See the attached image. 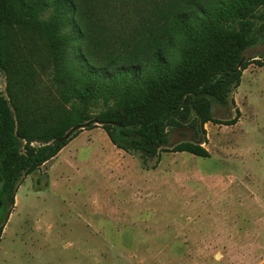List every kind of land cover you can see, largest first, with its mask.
<instances>
[{
	"label": "trees",
	"instance_id": "obj_1",
	"mask_svg": "<svg viewBox=\"0 0 264 264\" xmlns=\"http://www.w3.org/2000/svg\"><path fill=\"white\" fill-rule=\"evenodd\" d=\"M262 9L264 0H0V207L74 126L99 124L144 158L208 157L212 103L226 106L243 70L264 65ZM37 67H49V84ZM186 127L196 140L167 149L170 130Z\"/></svg>",
	"mask_w": 264,
	"mask_h": 264
},
{
	"label": "rangeland",
	"instance_id": "obj_2",
	"mask_svg": "<svg viewBox=\"0 0 264 264\" xmlns=\"http://www.w3.org/2000/svg\"><path fill=\"white\" fill-rule=\"evenodd\" d=\"M37 71L49 84V67ZM212 116L208 157L144 158L99 124L78 128L0 207V264H264V65H248ZM185 140L192 129H172L166 148Z\"/></svg>",
	"mask_w": 264,
	"mask_h": 264
},
{
	"label": "water",
	"instance_id": "obj_3",
	"mask_svg": "<svg viewBox=\"0 0 264 264\" xmlns=\"http://www.w3.org/2000/svg\"><path fill=\"white\" fill-rule=\"evenodd\" d=\"M78 126L72 127L66 134L65 137H69L72 132H74L76 129H78Z\"/></svg>",
	"mask_w": 264,
	"mask_h": 264
}]
</instances>
